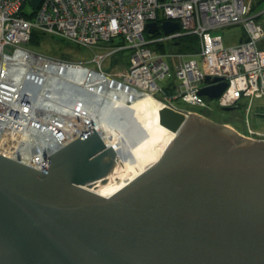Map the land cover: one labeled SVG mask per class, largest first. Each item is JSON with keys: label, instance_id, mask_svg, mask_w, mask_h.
I'll use <instances>...</instances> for the list:
<instances>
[{"label": "water", "instance_id": "1", "mask_svg": "<svg viewBox=\"0 0 264 264\" xmlns=\"http://www.w3.org/2000/svg\"><path fill=\"white\" fill-rule=\"evenodd\" d=\"M204 83L209 98L227 86ZM160 115L175 137L109 196L91 188L125 167L95 125L41 167L0 153V264H264V137L196 111Z\"/></svg>", "mask_w": 264, "mask_h": 264}, {"label": "built area", "instance_id": "2", "mask_svg": "<svg viewBox=\"0 0 264 264\" xmlns=\"http://www.w3.org/2000/svg\"><path fill=\"white\" fill-rule=\"evenodd\" d=\"M257 1L41 0L38 6L32 5L30 16L24 10L30 0H0V136L4 139L0 153L41 167L49 154L92 127L88 105L102 107L103 97L129 105L141 96L158 98L160 94L163 107L188 114L196 110L182 108L172 99L208 108L200 93L207 74L223 76L227 81L217 97L221 107L235 105L241 92L262 95L264 24L259 18L264 17V7L254 11ZM165 19L179 21V29L168 34L149 32L154 36L147 40V22L157 20L161 24ZM235 23L244 26V38L239 42L226 44L222 34L213 32ZM33 29L88 46L112 38L122 41L108 52H98L92 60L83 61L35 52L28 46ZM187 33L199 36L198 50L161 51L150 45ZM124 49L131 50L128 65L105 66L108 57ZM166 55L174 59L176 82L164 83L172 70ZM63 78L84 82L85 87L75 83L81 91L70 95L61 91L60 96L56 88L63 90L68 82ZM168 88L171 91L167 93ZM121 90L127 97L121 98ZM22 114L27 117L22 119ZM16 121L24 126L30 123L23 138L11 128ZM16 148L27 152L21 156L7 153Z\"/></svg>", "mask_w": 264, "mask_h": 264}, {"label": "bare ground", "instance_id": "3", "mask_svg": "<svg viewBox=\"0 0 264 264\" xmlns=\"http://www.w3.org/2000/svg\"><path fill=\"white\" fill-rule=\"evenodd\" d=\"M177 38L172 37L167 42H172ZM64 80H68L65 83L66 88H63V90L62 87L56 88L60 96H62L61 91L65 95H70L80 90L78 86L85 87L84 82H75L68 78ZM25 85L30 88L28 83ZM121 95V98L127 97L126 92L123 90H121ZM106 98H102V101H104L102 107L96 109L88 105V111L91 112L89 118L92 121L90 122L98 128L106 143L114 147L125 167V169L109 174L105 182H99L91 188L101 194L109 196L156 162L163 154L167 145L175 137L176 130L163 123L160 115L163 103L152 94L141 96L139 99L136 98L129 105H123L120 99L113 97ZM91 100H89V104ZM92 101L94 103L97 102L95 100ZM26 117L27 114H24L22 119ZM19 121H16L17 125L11 128L19 131L21 133H19V137L23 138L26 134V129H29V127L26 128L25 126L30 123L27 121L24 126ZM2 123L3 121H0V130ZM30 138L32 139L31 135ZM3 141L4 139L0 136V146ZM5 151L9 150L2 149V152ZM26 152L27 150L23 148L20 151L16 148L12 152L7 153L21 156Z\"/></svg>", "mask_w": 264, "mask_h": 264}, {"label": "rangeland", "instance_id": "4", "mask_svg": "<svg viewBox=\"0 0 264 264\" xmlns=\"http://www.w3.org/2000/svg\"><path fill=\"white\" fill-rule=\"evenodd\" d=\"M24 10L29 14H32L34 11L32 3H27L24 6ZM259 20L264 24V17H260ZM160 31L161 30L155 31V34ZM213 32L222 34L226 44H232L241 40V37L244 34V26L241 23L224 25L216 28L213 30ZM148 33V31L145 32L148 38L147 40L153 39L152 37L154 35L148 36ZM147 40L145 38L146 42ZM154 44L155 43H150V45ZM28 46L31 47L35 52L60 57L68 56L71 59H79L83 61L92 60L96 53L108 52L112 47L109 45L108 41H101L99 44L88 46L54 33H46L41 37L39 43L34 45L28 44ZM130 51L131 50L129 49L121 50L118 52V54H115V56L108 57L106 59L105 66L110 67L116 63H119L121 67L128 65ZM165 58L171 63L172 70L171 74L169 75L170 77L168 80H164V83L176 82L174 59L172 56L167 55ZM168 92L169 91H167V93ZM156 96H158L157 99L159 100V96L161 95L158 94ZM204 96L208 103V108L205 106L187 103L182 99H172V101L180 105L182 108L196 110L199 113L207 115L216 121L229 123L245 135L264 137V93L262 95H251L250 92H241L239 98L236 100L237 102L235 105H231V109H224V107H221L218 103L217 97L209 98L207 95Z\"/></svg>", "mask_w": 264, "mask_h": 264}, {"label": "trees", "instance_id": "5", "mask_svg": "<svg viewBox=\"0 0 264 264\" xmlns=\"http://www.w3.org/2000/svg\"><path fill=\"white\" fill-rule=\"evenodd\" d=\"M260 1H263V0L257 1L258 4L256 3L257 5H256V7H254V11L263 7V6L259 5ZM29 15L32 16V14H29ZM45 34L46 33L40 29H33L32 35H31V38H30L28 44L34 45V44L39 43L41 37ZM244 34L241 38H244ZM151 35H154V34L148 33V36H151ZM120 41H122L120 38H115V39L112 38L108 42H109V45L115 46V45H117V43H121ZM153 47H155L156 49H159L161 51L173 49V50L180 51V52L190 53V52H194V51L199 49V36L197 34L187 33V34H183V35L179 36L176 40L169 42V43L168 42L155 43L153 45ZM124 50H128V49H124ZM167 90L171 91V89H169V88Z\"/></svg>", "mask_w": 264, "mask_h": 264}, {"label": "crops", "instance_id": "6", "mask_svg": "<svg viewBox=\"0 0 264 264\" xmlns=\"http://www.w3.org/2000/svg\"><path fill=\"white\" fill-rule=\"evenodd\" d=\"M259 5L264 7V0L263 1H260V4ZM170 50L174 51L173 49H170Z\"/></svg>", "mask_w": 264, "mask_h": 264}]
</instances>
